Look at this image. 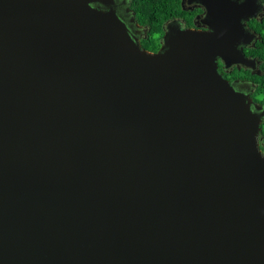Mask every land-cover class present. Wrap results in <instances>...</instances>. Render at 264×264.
Returning a JSON list of instances; mask_svg holds the SVG:
<instances>
[{"label":"water","instance_id":"obj_1","mask_svg":"<svg viewBox=\"0 0 264 264\" xmlns=\"http://www.w3.org/2000/svg\"><path fill=\"white\" fill-rule=\"evenodd\" d=\"M98 2L0 0V264H264L262 121L217 71V3L152 54Z\"/></svg>","mask_w":264,"mask_h":264},{"label":"flooded vegetation","instance_id":"obj_2","mask_svg":"<svg viewBox=\"0 0 264 264\" xmlns=\"http://www.w3.org/2000/svg\"><path fill=\"white\" fill-rule=\"evenodd\" d=\"M96 7L115 9L141 50L158 53L166 38L176 31L212 32L215 18L210 7L215 3L222 11L218 20L222 25L221 44L235 48L234 62L228 63L223 51L216 56L217 71L236 92L251 102L252 111L261 118L257 135L264 157V0H108ZM153 2L154 11L142 9ZM228 54V55H229ZM230 60H231V56ZM229 60V61H230Z\"/></svg>","mask_w":264,"mask_h":264},{"label":"trees","instance_id":"obj_3","mask_svg":"<svg viewBox=\"0 0 264 264\" xmlns=\"http://www.w3.org/2000/svg\"><path fill=\"white\" fill-rule=\"evenodd\" d=\"M147 4H149V5H148V6H147V5L145 6V5L143 4L142 9H144L145 12H146L147 14H152L153 11H154V8H153V2H149V3H147Z\"/></svg>","mask_w":264,"mask_h":264}]
</instances>
